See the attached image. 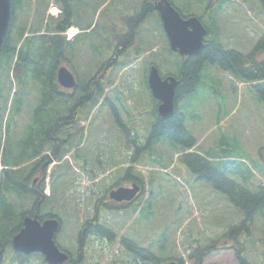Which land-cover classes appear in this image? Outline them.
<instances>
[{
	"label": "rangeland",
	"instance_id": "obj_1",
	"mask_svg": "<svg viewBox=\"0 0 264 264\" xmlns=\"http://www.w3.org/2000/svg\"><path fill=\"white\" fill-rule=\"evenodd\" d=\"M40 1L17 0V18L11 33L13 43L19 44L22 39H30L33 50H36L40 45L37 35L52 34L54 24L50 10L54 5L50 3L55 4L53 0L47 4L46 14L42 13L41 24L32 25L34 9ZM142 1L146 0H79L77 3L73 0L69 5L71 11L78 15L74 27L80 32L63 52V61L58 67L74 71L80 80L83 77L82 82L85 83L95 74L99 61L106 64L111 57L106 59L111 56L118 42L125 41L128 32H125V18L138 15ZM170 1L182 16L201 17V23L210 31L207 38L216 39L225 50L248 55L264 35V7L259 0ZM138 27L131 47L107 74L111 78L114 75L115 89L108 90L99 104L89 109L84 118L87 123L84 133L82 130L77 131L78 138L70 142V145H77L70 150L64 162L56 167L60 172L66 171L67 177L77 178L72 183L73 193L64 195V182H69L66 176L49 179L55 192L41 206L40 212H57L53 214L60 218L61 228L55 236V242L72 253L76 251L80 215L84 217L92 213L87 200L89 189L79 190L75 201L77 185H89L84 179L95 182L89 186H92L95 197L99 198L106 189L119 183L123 185L131 181V176H138L144 179L145 192L140 201L143 205L137 209L115 211L112 215L100 211V219L116 238L114 236L110 243L109 240L101 242L90 237L85 248L86 264H125L127 260V264H133V255L121 245L120 238L131 246L150 251L162 264L172 261L170 259L174 255L182 256L183 264H195L196 260H190L189 257L215 241H220L222 250L204 259L202 264H237L233 251L225 249L231 247L232 240L244 246V256L249 263H264V246L259 242L263 220L259 215L253 216L254 223L251 226L255 230H250V222L245 223L248 231L241 228L244 212L207 181L198 179L185 157L186 154L197 153L206 157L212 152L213 159H208L211 163H217V156L225 161L230 158L235 162V171L226 170L227 177L239 185H243L241 182H250V186H255L254 191H258L264 183V102L261 101V95L258 96V92L248 83L233 79L218 65L207 64L204 71L206 78H202V84L196 92L179 106L185 117L184 127L195 141L194 149L185 153L182 151L185 145L175 147L161 140L153 143L151 149L144 150L157 107L148 87L150 70L156 67L164 77L170 76V73L177 74L182 59L170 49L158 14L150 13ZM35 31L40 32L36 34ZM257 59H264V53ZM2 66L0 86L7 81ZM32 92L36 108L39 89L35 87ZM62 92L71 93L65 89ZM22 100L24 104L28 98ZM76 104L75 101L66 107L61 106V116L69 117L68 113ZM26 112L32 114V109ZM25 122L26 119L21 118L19 127L23 128ZM126 164H129L130 171ZM69 165L71 168H65ZM246 168L250 169L251 174ZM21 174L23 176L25 172ZM94 176L97 177L95 181ZM47 181L48 177L45 183ZM21 197L19 202L29 196L22 193ZM30 198L29 202H24L28 203V209L31 210L35 201ZM11 201L15 204L12 218L16 228L17 214L26 205L17 203V197L15 199L14 196ZM59 201L64 205L69 202L71 212L65 218L63 212L56 209ZM5 241L0 237V245L5 249L1 264H13V250L4 245ZM40 259L39 264H45L42 257ZM135 264L144 263L138 261Z\"/></svg>",
	"mask_w": 264,
	"mask_h": 264
},
{
	"label": "trees",
	"instance_id": "obj_2",
	"mask_svg": "<svg viewBox=\"0 0 264 264\" xmlns=\"http://www.w3.org/2000/svg\"><path fill=\"white\" fill-rule=\"evenodd\" d=\"M259 1L264 7V0ZM40 2L34 9V22H32L34 26L41 24L43 19L41 15L46 13L49 0H41ZM170 3L172 4L171 1ZM17 4V0H11L10 23L8 32L3 39L0 56V66L3 65L4 59L7 60L2 66L7 81L1 83L0 86V237L6 239L4 244L6 246L11 244L13 236L22 228L25 217L35 218L39 222L56 219L61 223L60 218L53 214L54 212L57 213L56 211L47 214L40 212L41 206L55 192L50 180L51 194L47 197L43 193L48 166L52 161L57 163L51 171L50 178H57L62 175L67 177L66 171L63 173L56 170L57 165H60L59 162L71 153L73 147L77 145H70L71 140L78 138L77 131L82 130V134L84 133L87 124L84 118L87 117L89 109L97 106L103 96L109 92L108 90L115 89L114 75L111 78V75L107 74L112 68H115L116 62L119 58H122L123 53L132 45L138 26L146 20L150 13L155 11V3L151 0L142 1L140 13L125 18L128 29L125 41L114 47L111 56L106 61L110 57L111 59L106 64H101V61H99L95 74L90 76L85 83L82 82L83 77L80 80L77 73L71 72L77 77H75L77 85L72 94H66L62 92L56 82V72L59 63L63 61V52L79 35L73 41H66L63 36V32L75 26L74 24L79 19L78 15L71 11L70 5L66 3L59 5L61 14L56 19L51 18L54 24L52 34H38L40 31H35L40 38V45L36 50H33L30 39H22L19 44L18 42L13 43V34L11 33L12 26L17 18ZM39 13L40 15H38ZM197 18L202 22L201 17ZM205 29L207 35L203 41L204 47L201 52L196 56L181 57L182 62L178 68V73L169 74L177 80L173 97L174 113L170 118L163 120L157 115L155 107L154 123L145 144L146 148H143L144 150L151 149L153 143L161 140L168 141L175 147L185 145L183 149L181 148L185 153L195 146V141L184 127L185 117L181 114L179 106L181 102L193 95L197 87L202 84V78H206L204 71L207 64L218 65L222 71L228 72L238 81L255 83L256 85L252 88L258 92V96L261 95V101L264 102V59L262 61L257 60V57L264 53V35L257 42L252 52L244 55L233 50H225L216 39H208L210 31L207 27ZM158 71L164 77L159 69ZM35 87L39 89L40 94L36 108L33 105L35 96L32 92ZM27 98L28 100H25V103L22 104L24 101L22 99ZM75 101L77 104L68 113L69 117L61 116L63 109H60V107L63 105L66 107ZM29 108L32 109V114L25 113ZM21 118L26 119L23 128L19 127ZM205 156L202 157L199 153L186 154V163L191 168L190 170L198 176V179L207 181L216 191L227 196L236 208L239 207V210L244 212L241 228L248 231L245 223L250 222V227H252L250 230H255L251 226L254 223L255 216L259 215L264 223V183L258 191H254L255 186H250V182H241L243 185H239L238 182L233 181L226 175V170L233 169L235 171L233 160L228 158L225 161L216 155L218 161L217 163L212 162V164L208 159L212 158L213 153L210 152ZM127 169L128 171L131 170V168ZM246 170L251 174L249 168H246ZM24 172L25 174L22 176L21 173ZM35 177H39V179H36L37 182H34ZM131 177L133 182H139L141 185L144 182L141 177ZM67 179L74 182V178L67 177ZM247 180L248 178L245 181ZM22 193L24 196H29L28 198L31 196L35 201V206L31 210L28 209V203L25 204L24 202L28 201V198L23 202H19ZM13 196L15 199L17 197V203L26 205V207L22 205L21 213L17 214L16 228L12 218L15 209V204L11 201ZM56 209L63 212L64 218L71 212L69 202H65L64 205L59 201L58 204L56 203ZM103 229H107L104 231L109 239L115 236L110 229ZM260 233L259 242L264 246V224ZM232 241L231 247L225 249L233 251L236 263L251 264L244 256V246L237 241ZM121 243L132 253L133 257L130 256L133 264L138 261L144 264H162L161 260H158L157 256L150 251L131 246L129 242L127 243L123 239ZM3 247L0 245V250ZM220 250H222L220 241H215L204 249L197 250L196 254L190 256L189 259L196 260L195 264H202L204 259ZM181 257L174 255L170 260L183 264ZM128 262L129 260L125 264Z\"/></svg>",
	"mask_w": 264,
	"mask_h": 264
},
{
	"label": "water",
	"instance_id": "obj_3",
	"mask_svg": "<svg viewBox=\"0 0 264 264\" xmlns=\"http://www.w3.org/2000/svg\"><path fill=\"white\" fill-rule=\"evenodd\" d=\"M11 0H0V55L3 39L8 32L11 16ZM156 11L160 17L162 28L167 37L170 49L183 57L198 55L204 47L203 40L207 30L196 17L184 19L168 0H159ZM58 84L65 89H73L76 81L64 67L56 73ZM177 80L174 77L162 79L155 67L148 77V87L152 97L159 102L157 108L159 118L166 120L174 113V92ZM138 192L137 187L131 189L118 188L109 193V198L116 202H128ZM59 230V223L49 219L42 223L35 218L23 219L22 229L11 241L15 252L21 254L41 253L48 264H63L67 256L57 249L54 238ZM167 264H176L170 262Z\"/></svg>",
	"mask_w": 264,
	"mask_h": 264
},
{
	"label": "flooded vegetation",
	"instance_id": "obj_4",
	"mask_svg": "<svg viewBox=\"0 0 264 264\" xmlns=\"http://www.w3.org/2000/svg\"><path fill=\"white\" fill-rule=\"evenodd\" d=\"M73 0H54L55 4L59 7V5H62L63 3H66L69 5ZM79 0H74V3H77ZM153 3L157 2V0H151ZM61 13V11H60ZM39 179V177H35L34 182H37L36 179ZM138 187V192L133 197V199L129 202H115V201H108V195L111 190L118 189L120 187L123 188H132V187ZM105 195V196H104ZM104 197L102 196V192L100 194V197L97 198L95 196L87 195L88 200H90L91 207L89 209H92V213H89L90 215L85 214V216H81L78 220V229H77V238H76V251L71 252L69 249H62L67 259L63 264H86V253L85 248L88 246V239L90 237L100 239L102 240H112L109 239L103 228H107L106 225L101 224L102 220L100 219V211H104V213H113L115 211H124L129 208L136 207L139 208L143 203H140L141 197L143 196V186L139 184V182H133L128 181L125 184L121 185L115 184L112 186L111 189L105 190ZM102 196V197H101ZM114 214V213H113ZM104 223V222H102ZM103 229V230H102ZM109 230V229H108ZM105 235V236H104ZM111 243V241H110ZM1 255L3 254V251L0 250ZM31 256H25L23 254H19L17 252H14V258H13V264H30ZM45 264H47L45 262Z\"/></svg>",
	"mask_w": 264,
	"mask_h": 264
},
{
	"label": "bare ground",
	"instance_id": "obj_5",
	"mask_svg": "<svg viewBox=\"0 0 264 264\" xmlns=\"http://www.w3.org/2000/svg\"><path fill=\"white\" fill-rule=\"evenodd\" d=\"M78 31L76 28H72L71 33L76 34Z\"/></svg>",
	"mask_w": 264,
	"mask_h": 264
},
{
	"label": "built area",
	"instance_id": "obj_6",
	"mask_svg": "<svg viewBox=\"0 0 264 264\" xmlns=\"http://www.w3.org/2000/svg\"><path fill=\"white\" fill-rule=\"evenodd\" d=\"M71 35H69V37H70Z\"/></svg>",
	"mask_w": 264,
	"mask_h": 264
}]
</instances>
